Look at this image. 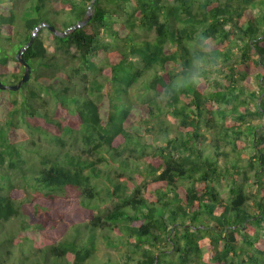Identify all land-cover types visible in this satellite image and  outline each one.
Listing matches in <instances>:
<instances>
[{
  "label": "trees",
  "instance_id": "16d2710c",
  "mask_svg": "<svg viewBox=\"0 0 264 264\" xmlns=\"http://www.w3.org/2000/svg\"><path fill=\"white\" fill-rule=\"evenodd\" d=\"M31 38L0 89V264H264V0H0L4 83Z\"/></svg>",
  "mask_w": 264,
  "mask_h": 264
},
{
  "label": "clouds",
  "instance_id": "9594fccd",
  "mask_svg": "<svg viewBox=\"0 0 264 264\" xmlns=\"http://www.w3.org/2000/svg\"><path fill=\"white\" fill-rule=\"evenodd\" d=\"M199 39L203 41V43L200 44V49L202 51H207L209 48H212L213 45L209 42V37L201 34L199 36ZM205 63V60L203 58L198 59L195 62V67L197 71L193 74H184L182 75V78L178 80L175 84L171 86H166L168 88H171L174 92L182 91L184 89L188 88H198L202 86L203 79L206 76L205 70L202 69L201 65ZM213 67L210 65L207 68V75L211 71H213ZM164 89H162L163 91Z\"/></svg>",
  "mask_w": 264,
  "mask_h": 264
},
{
  "label": "water",
  "instance_id": "95a60500",
  "mask_svg": "<svg viewBox=\"0 0 264 264\" xmlns=\"http://www.w3.org/2000/svg\"><path fill=\"white\" fill-rule=\"evenodd\" d=\"M94 1L95 0H92V3H94ZM87 14H88V16H87V18L85 20H82L78 24L69 27L67 29V31H64V34H66L68 31L73 30V29H75L77 27H82V26L86 25L90 21V19L92 17V13L91 12H88ZM43 26H49V25L47 23H42L37 28V30H39V28H41ZM49 28H50L51 31L57 33L53 26H49ZM33 42H34V38H31L30 41L24 47H22L16 54V61L19 62L24 67L22 77L15 84H6V83H4L1 80V77H0V89L1 90L17 91V90L21 89L23 84L27 83L30 80L31 73H32V67H31L30 63L24 58L23 54H24L25 50L33 44Z\"/></svg>",
  "mask_w": 264,
  "mask_h": 264
},
{
  "label": "rangeland",
  "instance_id": "374dc122",
  "mask_svg": "<svg viewBox=\"0 0 264 264\" xmlns=\"http://www.w3.org/2000/svg\"><path fill=\"white\" fill-rule=\"evenodd\" d=\"M259 9V7L257 6V8H255L254 10H258ZM41 29V31H42V37H43V39H44V41H45V45L47 46V49H49L50 51H53L54 50V46H55V40H54V38H53V35H52V33H51V31H49L48 30V28L46 27H41L40 28ZM39 30H37V29H35L34 30V34L35 33H37ZM253 85H255V86H257L256 85V83H255V81L253 82ZM139 90V92L142 94L143 92V89L142 88H140V89H138ZM145 98H147L146 96H138V100H143V99H145ZM262 121H263V123H264V118L262 119ZM258 132H260L262 135H264V128L263 129H261L260 131H258ZM246 156V153L244 154V157ZM27 195H29V194H27ZM27 195H23V194H19V196L20 197H27ZM30 198H33V194L31 195V197ZM12 223V222H11ZM7 225H11L10 223H8ZM86 231V230H85ZM105 250L106 251H108V252H113L112 250H111V248H109V247H105Z\"/></svg>",
  "mask_w": 264,
  "mask_h": 264
}]
</instances>
